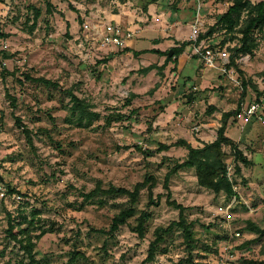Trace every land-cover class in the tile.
<instances>
[{
  "label": "rangeland",
  "instance_id": "rangeland-1",
  "mask_svg": "<svg viewBox=\"0 0 264 264\" xmlns=\"http://www.w3.org/2000/svg\"><path fill=\"white\" fill-rule=\"evenodd\" d=\"M73 1L0 0V174L9 190L0 198V264H28L26 239L33 242L38 264L264 262V236L247 228L250 222L264 228V30L252 54H237L235 67L207 68L214 80L208 89L227 99L224 108L240 105L225 134L249 162L236 163L224 147L236 199L199 186L193 168L168 176L171 199L187 207L186 222L192 225V240L186 242L181 228L163 229L179 216L167 202L164 181L187 151L176 146L160 151L159 145L173 143L184 128L197 139L195 128L207 117L217 118L203 103L190 115L182 110L179 105L189 106L200 91L188 78L179 79L176 67L143 72L132 56L109 58L114 52L100 46L105 26L92 32L89 21L84 31L90 0L81 6ZM230 2L212 0L221 10ZM235 35L217 27L202 45L226 49L230 57ZM72 95L93 113L89 124L87 118L78 123ZM255 101L261 108L247 117L246 107ZM137 182L145 185L134 215L110 231L113 216L132 205L130 198L85 194L96 187L132 191ZM143 213L148 216L139 236ZM158 234L153 257L145 261Z\"/></svg>",
  "mask_w": 264,
  "mask_h": 264
},
{
  "label": "crops",
  "instance_id": "crops-1",
  "mask_svg": "<svg viewBox=\"0 0 264 264\" xmlns=\"http://www.w3.org/2000/svg\"><path fill=\"white\" fill-rule=\"evenodd\" d=\"M70 2L74 1L70 0ZM79 2L84 4L85 0H78ZM200 2L202 7L197 22L196 0H90L87 7L92 9L91 15L85 17L86 23L84 24L86 33L90 29L89 21L92 23V32L98 33L99 29L102 28L103 30L107 23L118 24L124 29L133 30L134 37L122 46L123 48L128 47L130 51L122 52L123 48L113 46L110 47V51L114 53L109 55V58L113 56L115 58L132 56L138 65L144 67L155 65L153 69H161L165 73L176 67L174 74L182 80L188 78L190 84L193 85L192 89L200 91L195 94L196 97L192 100V104L179 106L190 115L193 107H198L200 103H203L207 110V107H210L209 110H212L211 115L217 119L207 117L204 123L197 126V130L195 129L198 132L195 134L197 139L185 128L181 130V134L177 136L176 140L184 139L193 147H201L204 143L212 142L216 138V129L220 126L222 113L229 111V109L224 108L227 99H219L218 95L208 89L214 83L213 75L204 67L202 56L194 53L195 46L202 44L208 36L197 44L191 43L185 46L180 54L170 60L166 59V56L161 53L151 52V49L168 51L170 48L178 46L179 42L193 39L194 25L198 27V32L204 33L205 25H212L217 16L231 4V2L227 3L224 10H221V7L216 8L217 4H212V0H200ZM81 3H79V6L82 5ZM133 50H147V52L134 55ZM219 86H222V84L220 83ZM224 92L219 91L222 95H226ZM187 97L191 99L190 95H187ZM174 103L177 102H172L170 105ZM176 147L184 148L182 146ZM231 157H233L232 154Z\"/></svg>",
  "mask_w": 264,
  "mask_h": 264
},
{
  "label": "trees",
  "instance_id": "trees-1",
  "mask_svg": "<svg viewBox=\"0 0 264 264\" xmlns=\"http://www.w3.org/2000/svg\"><path fill=\"white\" fill-rule=\"evenodd\" d=\"M217 27L224 30L227 34H236V37H231L232 39H237V44L231 47L233 53L229 57V61L227 64L228 69L233 68L236 66L237 54H252L253 50L258 45L259 39L257 37V34L260 35L264 30V0H259L256 3H252L251 0H232L227 9L217 16L216 21L208 27V30L206 32L199 33L195 39H189L179 42L178 46L169 49L172 50L171 55L168 54L169 50L159 51L157 49H151V52L161 53L166 56V59L170 60L180 54L184 50L185 46L191 43H199L202 39L210 35V33L213 32ZM226 41L227 38L223 39L220 43L225 44ZM121 51H130V49L128 47H124ZM143 52H147V50H133L134 55H138ZM154 67L155 65H148L146 67H143L142 70L143 72H147ZM36 80L41 81L45 84L51 83L49 80L43 78H37ZM241 84L243 87H245L246 85L243 79L241 80ZM73 98L76 100L75 106L77 107L79 113L78 117L76 118L78 123L82 124L84 122V118H87V124H89L91 122V116H93V113L87 111L84 107H81L75 96ZM207 108L209 109L210 107L208 106ZM239 111L240 105H238L234 110L223 112L220 119V126L216 131V138L210 143H204L201 147H193L184 139H178L171 144L159 145L160 151L166 150L171 146H182L187 150L186 157L182 161H178L171 168L164 181V187L167 190V202L179 212L178 220L172 221L166 228H164L163 230L165 232L170 231L173 227H178L182 229L186 242L191 241L193 237L191 229L192 225L191 223L186 222L184 214V211L187 207H185L181 203H178L175 199H171V193L167 185L168 176L172 173L177 172L179 169L193 168L195 171L196 182L199 186L209 189L214 193L223 192L226 196H232L235 199L237 198V194L233 188V184L227 174V164L225 162L226 153L223 147L228 146L232 150L233 159L236 163L241 162L243 164H247L249 162L247 158L242 154V151L238 149L236 143L225 134V129L228 124L229 118H231L232 116L236 117L239 114ZM16 123L21 126L19 118H16ZM27 138L28 141L31 140L28 135ZM235 172H240V167L238 164H235ZM144 185L145 182H137L132 191L123 187H109L107 189L96 187L90 193L85 194V197L90 198L95 192H102L105 195L122 194L127 195L130 198V202L132 203V205L120 210L116 215L113 216L110 225V231L113 232L116 231L120 225L124 224L128 218L134 215L135 209L133 207V204L137 201L139 190ZM147 216V213H143L138 217L136 232L139 236H143L144 223ZM247 228L250 231L257 233L259 237L264 236V228L257 226L255 223L250 222ZM12 229L13 225L10 223V228L8 229V231L11 232ZM159 230L162 229L157 228L156 232H158ZM22 232L23 231H20V233ZM13 237L16 238V234L13 233ZM159 240H161L160 234H158L153 242H151L145 261L150 260L153 257L155 244ZM22 248L27 253V257L29 259L28 264L39 263L38 260L35 259L33 253V242L30 239H26L25 243H22ZM141 264H143V262ZM259 264H264V262H261Z\"/></svg>",
  "mask_w": 264,
  "mask_h": 264
},
{
  "label": "built area",
  "instance_id": "built-area-1",
  "mask_svg": "<svg viewBox=\"0 0 264 264\" xmlns=\"http://www.w3.org/2000/svg\"><path fill=\"white\" fill-rule=\"evenodd\" d=\"M196 21L201 11V2L200 0H196ZM198 27L196 25L193 26V39L197 37ZM134 37V31L126 28L124 29L118 24L107 23L105 24L104 32L102 35V39L100 42L101 47H120L124 46L126 41L132 39ZM7 45H4V48ZM194 53H198L202 56V62L205 68H215L217 67L219 70L225 71L227 68V64L229 61V54L226 49L213 51L210 45H202L195 46ZM216 60H221V66L216 65ZM261 108L260 102L250 103L245 110V114L247 117L254 116L257 114L258 110ZM260 118V115L258 116ZM197 130V128H195ZM230 167L227 166V174L229 176ZM230 178V177H229ZM8 193V188L0 174V198L6 197ZM240 232L236 231L235 235L239 236ZM221 264H224L223 262Z\"/></svg>",
  "mask_w": 264,
  "mask_h": 264
},
{
  "label": "water",
  "instance_id": "water-1",
  "mask_svg": "<svg viewBox=\"0 0 264 264\" xmlns=\"http://www.w3.org/2000/svg\"><path fill=\"white\" fill-rule=\"evenodd\" d=\"M168 54L171 55L172 54V50H169Z\"/></svg>",
  "mask_w": 264,
  "mask_h": 264
}]
</instances>
